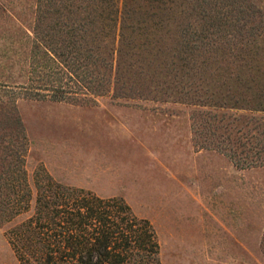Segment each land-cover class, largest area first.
I'll return each mask as SVG.
<instances>
[{
	"label": "rangeland",
	"instance_id": "1",
	"mask_svg": "<svg viewBox=\"0 0 264 264\" xmlns=\"http://www.w3.org/2000/svg\"><path fill=\"white\" fill-rule=\"evenodd\" d=\"M251 1L264 12V0ZM151 12L162 24L155 41L118 46L112 56L120 75L109 88L65 100L16 98L31 196L27 211L0 218V264H20L8 230L31 214L41 167L60 184L122 198L152 224L161 264H264V164L245 167L221 152L242 160L248 144L264 143V93L256 98L234 82L251 71L230 43L212 53L189 35L187 46L177 45V9L168 20L165 10ZM33 14L34 0H0V54L27 47ZM256 45L264 66V39ZM178 56H187L186 65ZM100 70L108 79V69ZM215 81L231 87L220 90L224 105L235 99L242 108L199 105ZM5 130L1 109L0 135Z\"/></svg>",
	"mask_w": 264,
	"mask_h": 264
},
{
	"label": "trees",
	"instance_id": "2",
	"mask_svg": "<svg viewBox=\"0 0 264 264\" xmlns=\"http://www.w3.org/2000/svg\"><path fill=\"white\" fill-rule=\"evenodd\" d=\"M151 9L165 10V20L177 9V45L187 46L189 35L212 53L230 43L238 52L236 59L251 71L248 78L234 82L255 92L256 98L264 93V66L257 62L255 49L258 39H264V12L251 0H34L30 33L24 31L27 47L0 54V110L6 129L0 135V218L9 221L27 211L31 196L23 167L26 137L15 113L16 98L65 100L98 94L107 82L109 88L111 79L120 75L112 56L118 46L131 49L155 41L152 31L162 24L153 22L158 15ZM221 36L228 38L221 42ZM186 58L178 56L182 65ZM101 67L108 69L110 79ZM221 88L231 87L215 81L209 94L216 93L215 98L207 94L199 105L242 108L235 99L225 106ZM249 141L254 139L246 144ZM254 142L241 152L242 160L233 152H221L245 167L263 165L264 143ZM39 171L34 175L31 214L8 230V243L20 264H161L152 224L134 214L122 198L63 185L43 167Z\"/></svg>",
	"mask_w": 264,
	"mask_h": 264
}]
</instances>
